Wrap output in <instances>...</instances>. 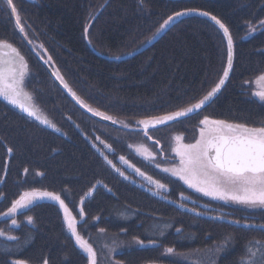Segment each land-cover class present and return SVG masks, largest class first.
Here are the masks:
<instances>
[{
    "label": "trees",
    "instance_id": "1",
    "mask_svg": "<svg viewBox=\"0 0 264 264\" xmlns=\"http://www.w3.org/2000/svg\"><path fill=\"white\" fill-rule=\"evenodd\" d=\"M14 2L26 37L16 28L14 19L0 10V41L11 43L24 57L28 66L24 90L40 114L60 131L29 118L0 97V213L7 212L12 201L32 187L61 193L68 186L79 193L100 182L101 203L86 214L87 222L77 225L79 233L91 244H95L91 239L100 229L106 237L114 235L136 243L155 241L145 248L119 252L114 257L117 263L173 264L178 255L212 250L230 237L227 245L232 243V247L219 253L216 264H241L249 242L264 241V231L243 225L264 224V212L199 193L206 204L220 206L225 214L207 218L184 213L128 184L89 145L93 142L119 169L145 181L129 166V159L137 156L134 152H138L139 143L148 142L137 121L190 106L218 82L227 65V42L207 18L186 15L161 35L165 26L153 39L169 16L185 9L206 11L229 28L235 53L233 69L223 90L204 110L187 120L150 129V133L162 131L160 142L168 153L177 127L182 135L188 134L183 140L193 143L199 137L198 123L204 116L249 127L264 126V102L252 95L258 88L256 77L264 73V28L260 26L264 0H144L143 5L140 0ZM249 24L255 26V32L249 31ZM0 53L4 59L14 56L7 48ZM49 56L52 60L47 64L52 70H59L85 104L113 117L115 125L87 115L67 97L45 67ZM152 146L159 154L157 146ZM120 156L129 163L116 159ZM138 160L148 171L156 170V179L173 178L155 168L159 163ZM182 190L190 193L184 185ZM118 194L125 207L138 210L134 216L112 213L116 205L124 206L117 202ZM33 208L36 228L27 227L18 240L0 236V264H11L15 259L28 264H43L45 259L48 264H89L87 254L69 232L61 209L40 201L39 205L20 209L18 214ZM143 211L150 215L141 214ZM166 220L173 225L162 232ZM234 220L241 223L234 224ZM83 224L91 227L86 229ZM169 247L174 253L166 252Z\"/></svg>",
    "mask_w": 264,
    "mask_h": 264
},
{
    "label": "snow or ice",
    "instance_id": "2",
    "mask_svg": "<svg viewBox=\"0 0 264 264\" xmlns=\"http://www.w3.org/2000/svg\"><path fill=\"white\" fill-rule=\"evenodd\" d=\"M143 2L144 0H140L141 5H143ZM0 10L5 11L10 18L14 19L15 26L20 33H25L20 11L14 0H0ZM193 13L205 17L210 16L211 20L223 30V34L227 38V65L224 67L222 76L218 82L202 98L197 99L195 103L190 104V106L180 107L165 115L137 121L138 125L143 126L145 135H147V130L150 126L167 125L169 122H177L181 118H188L192 113H198L199 110L204 108L220 92L222 86L229 78V73L233 69V39L229 28L216 16L198 9H185L184 11L176 12L174 17H181ZM174 17L169 16L164 21L160 29L153 34V39L159 34V31L163 30L169 22L173 21ZM260 26L264 28V20L260 21ZM249 31L255 32V26L249 24ZM87 32L88 28L85 27V34ZM147 42L150 43L151 41ZM3 48L10 49L14 56L9 59H4L3 54L0 53V97H3L8 103L19 107L29 117L59 132L60 129L54 123L46 116L40 114L39 108L30 102L32 100L31 95L24 90L25 76L28 68L24 57L20 55L19 51L11 43L0 41V49ZM51 60L52 57L49 56L45 63H49ZM53 75L67 89L77 103L86 107L94 115H99L105 120H112L113 123H116L113 117L85 104L76 92L69 87L58 69ZM254 83L256 85H264V73L258 75ZM252 95L257 97L259 101L264 102V86L258 87L252 92ZM22 99L29 101V103L21 102ZM199 124V137L193 143H183L184 138L182 135L174 137L176 145L172 151L178 158V164L170 168L165 167L162 171L177 177L189 188L195 189L204 196L264 212V126L249 127L243 123H230L226 120L210 119L208 116H204L199 121ZM101 143L109 150H112L111 145L105 144L104 141H101ZM7 151L11 153L13 149L9 147ZM144 151L147 153V158L155 160L153 153L148 152L147 149ZM101 155L104 154L101 153ZM104 159L113 169L122 176L124 175L106 155ZM119 159L123 163H129L124 156H120ZM129 166L135 168L134 165L130 164ZM157 167H159V164H157ZM24 171L27 173L28 169H24ZM135 171L141 176L145 175L139 168H135ZM38 174L42 175V173ZM148 179L151 180L152 178L148 177ZM152 182L155 184L157 190L166 189L167 187L159 180ZM181 197L183 198V193H181ZM37 198H47L59 203V206L64 211L67 228L72 237L75 238L76 244L87 254L89 264H97V253L93 245L79 233L77 220L71 215L61 195L50 191L33 190L31 192H24L18 199L12 201L11 206L4 215L15 216L19 209L27 208ZM180 207H184L183 203L180 204ZM197 214L200 215L201 213ZM80 215H84L83 208L80 210ZM27 221L28 223H32L33 218L28 216ZM11 223L12 225H17V220L13 218ZM232 223L239 225L241 221L234 220ZM243 227L249 229L259 228L264 231V224L245 223ZM100 231L103 232L104 229H100ZM177 231H180V229H177ZM5 235L6 233L0 230V236ZM8 239H16V237L9 236ZM229 240L230 237L226 238L222 244L217 245L215 251H222L227 246ZM137 243L142 245L144 242L137 240ZM150 243H155V241H150ZM166 252L169 254L174 253V249L169 247L166 249ZM11 264H27V261L15 259L11 261ZM43 264H48V260L45 259ZM241 264H264V241L249 242L245 255L241 257Z\"/></svg>",
    "mask_w": 264,
    "mask_h": 264
},
{
    "label": "flooded vegetation",
    "instance_id": "3",
    "mask_svg": "<svg viewBox=\"0 0 264 264\" xmlns=\"http://www.w3.org/2000/svg\"><path fill=\"white\" fill-rule=\"evenodd\" d=\"M260 86L261 85H258V87H260ZM198 113H196L190 117H193V116L197 115ZM204 115H206V114H202V116H204ZM190 117H188V118H190ZM188 118H184V119H181L179 121H184V120H187ZM198 126H199L198 127V131H199V128H200L199 123H198ZM141 129H142L143 134H144V136L148 142L139 143L138 152L137 151L134 152L138 157L135 156L133 159H129V160H130L131 165H134L135 168H139L141 170V172L145 173V175H143L141 177V178L145 179V181H142L139 178L138 179L135 178L134 174H129L128 172L125 171V169H123V170L120 169L124 173L123 176L114 169L115 172L119 176H121L131 186L144 191L145 193H147V194L151 195L152 197L158 199L159 201H161L165 205L167 204V205L174 207V208H176V209H178L184 213L194 214V215L199 216V217L222 216L223 214H225V211H223L224 209H222L220 206L215 205V204L214 205L206 204L203 199L199 198L200 197L198 195L199 192H197L193 188H189L186 184H184L183 181L179 180L177 177L173 176L172 179L166 178V177L162 178V179H156V177L154 176V174H156L155 173L156 170L152 168L151 169V170H153L152 172H151V170L148 171L147 168L144 165H142L140 163V161L138 160V159H142V160L148 161V162H157V163H159V167H157V165H156L155 168H157V170H160V171H162V169L165 167L170 168V167L178 164V158L175 156V153L172 151V149L176 145V141L174 140V137L177 135H182L181 132L179 131V129H181V128L177 127V130L175 131L174 135L171 137L170 142L168 143L167 150H168L169 154L163 150L162 143L160 142L162 137H163V133H161L162 131H155L154 133H150V131H149L150 129H148L147 135H145L142 127H141ZM182 136H183V138H185V137H188V134H183ZM157 141H158V143H157ZM183 143H192V142H185L183 140ZM152 144L157 146V149H158L157 151H159L161 159L158 156L159 155L158 152L155 151L156 150L155 146H152ZM89 147L90 148L93 147V149L105 161V159H104L105 155H101V153H103V152L96 145H94L93 142L89 145ZM132 147L133 146H131V149H132ZM134 147H135V149L137 148V146H134ZM145 149H147L148 152H151L154 154L155 160L147 158V153L144 151ZM113 153L115 154V157H117V152L114 151ZM116 159L120 160L118 158H116ZM132 168L135 171V168L134 167H132ZM162 172L166 173L164 171H162ZM135 173H137V172L135 171ZM29 174H30V172H29ZM168 174L171 175L170 173H168ZM137 175H139V174L137 173ZM125 177H127V178H125ZM148 177H151L152 179L149 180ZM156 180H159L161 183L165 184L167 186L166 189L157 190L155 187V184L152 182V181H156ZM183 185L188 188L190 193H184V191L182 190ZM33 190L50 191V192H55V193L61 195V198L64 199L65 203L67 204L71 215L76 218L77 225H79L80 222H87L86 214L92 213L96 210V208L99 206V203H101V201L98 200L99 199L98 195H101L103 193L101 186H100V182H95L94 185L92 187H90L88 190H87V187L82 188L80 190V192L83 191V192H81V195H80V192L75 193L72 190V188H69L68 186L65 189H63L61 193L59 190L52 191V190H48V189H45L42 187H34V188L32 187L27 192H31ZM157 192H158V194H156ZM181 193H183V198L181 197ZM200 194L202 195V193H200ZM0 198L2 199V197H0ZM116 199H117V202L123 203L124 206L116 205L114 210L112 211V213L114 215H117L116 214L117 212H119V213L123 212L125 214L130 215V216H134L135 212L138 211L134 207L133 208L125 207V202L122 200L123 198L119 194L116 195ZM40 201H49L50 205H53L55 207L58 206L61 209V211L64 213L63 209L59 206V203L57 201H53V200H50L47 198H37L33 201L32 205H39ZM181 203H183L184 207H180ZM93 205H94V207H92ZM81 208H83V212H84L83 216L80 215ZM118 208L121 210H118ZM35 209L36 208L27 210V212L22 213L21 215L18 214V212L20 211V209H19L18 212L15 214V216H5L4 213H6V212L0 213V230H3L6 233V235L16 237L17 240L22 238L27 232V227L36 228L37 220H36V217L34 214ZM187 209L191 210L193 212H196V213H201V214L198 215V214H195L193 212H189V211H187ZM217 211H218V213H217ZM141 214L150 215V214H148V212H145V211H143ZM28 216H31L33 218L32 223H28V221H27ZM78 216H80L81 218L77 219ZM13 218L17 220V225H12L11 221ZM217 219H219V218H217ZM164 222H166V223L161 225V227L163 229L162 232L167 230L168 226H170L169 228H171L173 225V222L171 220H166ZM83 226L86 227L85 224H83ZM90 227L91 226H87L86 229L90 228ZM153 229H154V231L158 230V228H156V227ZM180 231H182V228L180 229ZM180 231H178V232H180ZM98 232H99L98 235L93 236V238L91 239V241L92 240L95 241V244H94V242H93L94 245L92 244L93 248L94 249L96 248L99 251L98 257L96 258L97 261L99 260L98 264L105 262V261H107L109 264H120V263H117V261L114 259L115 255H117L119 252H124L125 249L129 250L130 248H134L137 246H139L141 248H145V247L151 246V244H152V243H150V240H148V241L141 240L144 242L141 245V244L136 243V240H122L121 239V241L124 245L120 247V246H118L119 243L116 244L113 242L115 240L120 242L119 241L120 239H117V236L113 235V236L109 237V235H107V239L105 240L103 238H99V236L100 235L101 236L106 235V234L104 232H101L100 230ZM83 237L86 239V236H83ZM11 241H14V240H11ZM111 242H112V245H110ZM102 243H104L105 245H109L113 248V252L111 253V256L106 254L108 252V250H107V252L106 251L104 252Z\"/></svg>",
    "mask_w": 264,
    "mask_h": 264
},
{
    "label": "water",
    "instance_id": "4",
    "mask_svg": "<svg viewBox=\"0 0 264 264\" xmlns=\"http://www.w3.org/2000/svg\"><path fill=\"white\" fill-rule=\"evenodd\" d=\"M190 15H197V16H201V15H199V14H197V13H193V14H190ZM186 16V15H185ZM185 16H181V17H174V19H173V21H171V23H169L166 27H165V29L162 31V33H161V35L162 34H164L172 25H174V24H176L179 20H181L182 18H184ZM201 17H204V18H207L209 21H211L212 23H214L215 24V22L213 21V20H211V18H210V16L209 17H205V16H201ZM216 25V24H215ZM218 28H219V26L218 25H216ZM220 29V28H219ZM221 31H222V33H223V30L222 29H220ZM224 35V34H223ZM225 37V36H224ZM225 39H226V42H227V38L225 37ZM233 53H234V43H233ZM234 57H235V53H234V55H233V63H234ZM124 58H127V57H124ZM124 58H121V59H124ZM45 67L47 68V70L49 71V73L55 78V81H56V83H57V85L61 88V90L67 95V97L79 108V109H81L84 113H86L87 115H89V116H91V117H93L94 119H96V120H99V121H101V122H104V123H107V124H111V125H115L116 123H113L112 122V120H105V119H103L101 116H99V115H94L92 112H90V111H88V109L86 108V107H83V106H81L79 103H77V101L75 100V99H73V97L69 94V92L67 91V89H65L64 87H63V85L60 83V81L59 80H57L56 79V77L53 75V73H54V71L52 70V68L50 67V65L49 64H47V63H45ZM232 72V71H231ZM231 72L229 73V78H230V75H231ZM229 78L226 80V82H225V84L222 86V88H221V90H220V92L223 90V88L225 87V85L227 84V82H228V80H229ZM220 92L219 93H217V95L213 98V100L220 94ZM6 103H8V101H6L3 97H1ZM212 100V101H213ZM211 101V102H212ZM21 102H24V103H29V101H26V100H24V99H22V101ZM31 102V101H30ZM211 102H209L204 108H206ZM10 106H12L13 108H15L16 110H18V111H20V112H22L23 114H25L26 116H28L27 115V113H25V112H23L19 107H17L16 105H12V104H10V103H8ZM204 108H202L201 110H203ZM201 110H199V112L201 111ZM194 114H196V113H192V114H190V116H192V115H194ZM189 116V117H190ZM29 117V116H28ZM29 118H31V119H33V120H35L34 118H32V117H29ZM181 119H184V118H181ZM180 119V120H181ZM35 121H37V120H35ZM39 122V121H38ZM170 123H172V122H169L168 124H170ZM167 124V125H168ZM161 126H164V125H156L155 127H149L148 129H152V128H158V127H161ZM142 128H143V126H142ZM148 131V130H147ZM135 183V182H134ZM187 211H189V212H193V211H191V210H188L187 209ZM193 213H195V214H197L196 212H193ZM207 218H212V216H207ZM215 218H219V219H221V217H215ZM149 264H158V263H149Z\"/></svg>",
    "mask_w": 264,
    "mask_h": 264
},
{
    "label": "rangeland",
    "instance_id": "5",
    "mask_svg": "<svg viewBox=\"0 0 264 264\" xmlns=\"http://www.w3.org/2000/svg\"><path fill=\"white\" fill-rule=\"evenodd\" d=\"M27 73H26V75H27ZM260 87H262V85ZM240 206L243 207V205H240ZM99 238H103L105 240L107 239V237L105 235H102V236L100 235ZM119 241L120 242L115 240L113 242L116 244L119 243L118 246H120V247L123 246L124 244L122 243V241L121 240H119ZM110 245H112V242ZM102 246H103L104 252L105 251L107 252V250H108V252L106 254L111 256V253L113 252V248L109 245H105L104 243H102ZM226 247L229 249L230 247H232V243L230 244V246L227 245ZM226 247L224 249H226ZM95 251H96L97 257H98V254H99L98 249L95 248ZM220 252H216L215 248H213L212 250H207V251H197V252L191 253V255H178L175 257L173 264H213V262H214V264H216L218 259H219V253ZM98 263H99V260L97 261V264ZM100 264H109V263L107 261H105V262H102Z\"/></svg>",
    "mask_w": 264,
    "mask_h": 264
}]
</instances>
